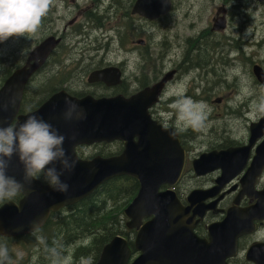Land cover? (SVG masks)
<instances>
[{"label": "flooded vegetation", "instance_id": "flooded-vegetation-1", "mask_svg": "<svg viewBox=\"0 0 264 264\" xmlns=\"http://www.w3.org/2000/svg\"><path fill=\"white\" fill-rule=\"evenodd\" d=\"M177 1L172 0V5L166 13L155 19H149L133 12L136 0H51L49 9L41 18L35 34L30 38L12 37L6 42H0V89L6 79L26 66L29 60L30 63L36 61L40 63L24 86L19 109L10 124L19 125L22 116L35 111L51 96L61 91L76 98L92 96L94 99H101L122 95L126 99H131L162 82L166 77L155 97L150 94L149 99L141 101L147 107L151 120L156 124L175 131L176 114L171 105L178 98L179 93L191 97L194 101L203 102L208 107L202 130L194 131L187 128L176 135L185 154L183 173L174 185L182 206L184 208L191 206L188 201L191 191L205 190L202 199L205 212L203 216L195 215L193 221L189 223L194 236L197 240L205 243L207 241L210 245L212 241L210 227L213 226L215 231L217 229V235L222 232L220 245L227 242L224 246L233 252L230 256H225L223 264H259V260L249 255L252 246L258 247L255 257L263 259L264 263V132L263 136L250 146V124L247 127L248 136L242 140L236 136H227L225 131L222 134H215L214 129L218 120L212 118L209 121L210 117H215V114L210 113L213 111L210 109L211 105L216 109L224 102H227L226 106L228 105L229 97L214 92L224 87V83L228 84L229 75L226 71L239 64L240 40L245 44V40L241 37L243 28L229 26L234 19L231 14L232 8L222 4L217 7L212 17L211 27L197 32L198 35L188 34L185 39L180 37L181 44L178 45L177 27L181 19L175 15L179 8ZM241 2H243L241 6L246 7L244 0ZM219 7L226 10V26L213 29L214 20L223 14V12L218 13ZM146 23H151L153 28L160 29L167 37L165 44L163 41L158 42L155 51L145 49L146 44L149 43L145 36ZM189 24H195L194 20L190 19ZM114 28L117 33H114ZM229 30L234 34H228ZM217 33L223 34L221 41L217 38ZM233 38L235 42L232 41ZM46 42L51 48L44 60H41L36 57V52ZM115 44L120 45L116 47ZM180 46L184 47V51L180 54L172 50L173 47ZM113 47L118 50L117 53ZM200 48L203 50L200 51ZM113 55L120 60L115 59ZM255 64H260L264 68V64L254 62L253 74ZM113 67L119 69V77L92 78L95 72ZM193 70H202V75L206 76L205 84H198L196 87L188 84V77ZM254 76L258 81L255 74ZM259 84L263 90L264 85ZM178 86L182 88L177 89ZM210 92L214 95L212 96ZM228 106L231 108V105ZM258 109L260 107L256 106V110ZM260 115L263 116L264 111ZM260 117L250 122L254 123ZM238 147L241 149L228 153L226 162L228 166L224 163L226 167L222 164L226 153L211 154ZM124 148L125 143L120 140L100 141L92 144H77L74 146V152L79 158L86 160L98 156L103 158L116 156ZM203 155H206L204 164L207 165H201L199 168L205 169L211 166L213 168L206 173H198L195 162ZM225 174L230 177L229 180L218 192H214ZM39 180L44 185H49L43 176ZM130 181L133 183L134 180L130 179ZM187 183L190 185L192 183V187L185 193L182 185ZM85 198L52 211L42 225L41 232L36 235L44 231L46 233L51 220L80 216V210H76L80 201ZM24 199L25 194L21 193L11 201L0 203V209L8 204V208L11 206L10 208L13 209V216L20 214L24 206L28 205ZM195 208L192 205L189 209L191 215ZM94 231L96 227L91 224V232ZM125 231L132 243L136 229H130L126 225ZM75 233L79 234L80 230ZM34 241H37V237L32 231L13 235L0 232V245H6L9 249L12 264H49L47 252L40 253L42 260L34 261L33 250L36 247ZM11 246L20 247L26 254H30L31 258L24 262L14 261L20 259L13 257ZM131 247L133 248L134 245ZM67 250L66 248L65 251ZM69 257L70 260H74L72 255Z\"/></svg>", "mask_w": 264, "mask_h": 264}, {"label": "water", "instance_id": "water-1", "mask_svg": "<svg viewBox=\"0 0 264 264\" xmlns=\"http://www.w3.org/2000/svg\"><path fill=\"white\" fill-rule=\"evenodd\" d=\"M171 3L172 0H136L133 12L139 13L149 19H155L169 11ZM220 12H223V14L220 18L214 20L213 29L226 26L225 8L219 7L218 13ZM46 46L47 48H45ZM50 48L51 45L48 47L47 42L46 44H42L37 49L36 57L44 60ZM39 65L38 61L30 63L29 60L26 66L6 79L0 89V126H7L12 121L19 109L24 86ZM118 71L119 69L116 67L108 68L95 72L92 78L119 77ZM253 71L258 81L264 85V68L260 64H255ZM165 80L166 77L162 82L148 89L152 91V97H155V93L159 92ZM143 93L145 91L138 94L137 98ZM135 97L126 99L120 95L101 99H94L92 96L76 98L65 91H61L51 96L35 111L21 117L23 122L28 116L36 115L38 118H43L45 121L51 123L61 134L65 135L64 148L71 159L77 161V163L72 171H65L61 176V180L69 185L67 192L55 191L49 185H44L39 179H36L31 184L25 186L23 192L25 194L24 202L26 201L28 205L24 206L21 213L19 212L20 214L13 216L14 212L12 213L13 209L10 208L11 206L9 208L8 204L3 206L0 209L1 233L13 235L31 232L33 223L39 221L43 225L52 211H57L63 206L73 204L87 197L101 184L111 178L127 175L136 179L139 183L138 192L124 209V214L129 218L127 226L137 229L135 245L137 250L142 252V255L139 254L141 257L137 261L138 263H134L133 261L135 260L129 263L131 248L128 240L121 235H115L104 246L96 264L225 263V256H230L233 252L224 246L227 245V242L220 245L222 232L220 231V236L217 235V229L215 231V228L211 226L210 235L212 234V241L209 245L207 241L205 243V241L201 242L202 240H197L191 225H189L195 215L203 216L205 212V207L202 203L205 190L196 189L190 192L188 201L196 207L191 216L188 215L191 206L183 210L181 208L182 204L172 188L161 190L164 184H175V181H178L182 174L181 165L183 166V163L179 155L171 161H167L165 156L169 148L175 147V143L177 146H181L177 138H175L174 142L172 137L165 134L167 133L166 129L151 120L147 107L143 105L144 103H134L132 101ZM66 98H71L83 109L85 114L84 119H74L72 121L64 119V101ZM12 100L15 101L14 106L10 104ZM6 104L9 107L5 110L3 105ZM263 132L264 115L260 120L251 124L249 145L252 146L256 140L261 138ZM113 140H121L125 143L124 150L116 156L109 158L98 156L85 160L79 158L74 152V146L77 144H92L94 142H109ZM150 144L153 146L151 147ZM236 149L239 150L241 147L215 153H226L225 159L223 162L221 161L225 165L228 153L236 151ZM206 155L201 157L203 159L201 163L198 162L199 160L197 161L198 173H206L213 168L212 166L204 170L199 168L201 165H207L204 164ZM171 164H176V166H172ZM59 167L57 166V168ZM9 175H15L17 179L22 178L23 168L16 157H13L12 165L9 168ZM223 178L220 185L217 186L218 189L216 187L214 192H218L230 177H227L225 174ZM171 202L175 203L178 207L177 218L174 217L168 224H165L166 222L163 217H166L165 214ZM137 209L140 211L138 217L134 213ZM148 217L151 218L143 222V218ZM218 227L220 228V226ZM174 229V239L168 238L162 240L161 234L163 232L171 233ZM139 233L143 234V239L139 236ZM168 242L170 243V247L165 248L164 244ZM257 248V246H252L249 250V255L253 259L259 260V264H264L262 262L263 259L260 260L255 257Z\"/></svg>", "mask_w": 264, "mask_h": 264}, {"label": "clouds", "instance_id": "clouds-1", "mask_svg": "<svg viewBox=\"0 0 264 264\" xmlns=\"http://www.w3.org/2000/svg\"><path fill=\"white\" fill-rule=\"evenodd\" d=\"M51 0H0V42L12 37L30 38L36 33L41 18L47 13ZM250 34V27L245 36ZM63 117L66 121L84 119L82 108L71 98H66ZM14 106L15 101H10ZM9 105H3L6 110ZM171 107L176 114L177 127L170 134L175 137L181 131L191 128L194 131L203 129L206 105L194 101L191 97L178 94ZM260 110L264 111V103ZM66 137L51 123L36 115H30L19 125L0 126V203L11 201L24 192L25 186L43 176L55 191L67 192L69 185L61 180L65 171H72L77 161L71 159L64 148ZM13 157L22 165L23 175L17 179L9 175ZM57 165L60 167L57 168ZM39 221L33 223L32 233L41 232ZM45 244L50 264H68V256L58 242L47 246L44 238L38 236ZM22 254L17 253V257ZM0 264H12V257L6 245H0ZM81 264H92L91 258H81Z\"/></svg>", "mask_w": 264, "mask_h": 264}, {"label": "rangeland", "instance_id": "rangeland-1", "mask_svg": "<svg viewBox=\"0 0 264 264\" xmlns=\"http://www.w3.org/2000/svg\"><path fill=\"white\" fill-rule=\"evenodd\" d=\"M241 1L242 0H178L177 6L180 8V10L178 8L175 15H177L178 18L181 19L180 24L177 27V32H179V34L176 41H179L180 37H183L182 39H185L184 37L188 34H196L199 31L211 27L212 17L215 14L218 6L225 4L226 7L232 8L231 14L234 19L229 23V26H232L234 28H243L242 31L244 37L242 36V33L240 31L239 32L241 33L242 39L245 40V44L242 40H240L241 42L239 43V49L241 50V58L239 64L226 71L229 75L228 84L224 83V87H220L214 92L217 94L219 93L218 95H225L229 97L228 105H231V108L228 105L226 106L227 102L221 104V107H219L218 109H216L215 106L211 105L210 109H213V111L210 113L211 115L215 114V117H210L209 121L212 118H216L218 120V123L215 125L214 129L215 134H222L225 131L227 132V136H236L244 140V138L246 139L248 136L247 127L249 124L251 125L250 120H254L256 118L258 119L261 116L260 114L262 111L260 109L256 110V106L260 107L261 102L264 99V89L261 90V85L259 84L260 82L258 83V81L254 79L255 76L252 72V64L254 62L264 64V2H259L258 0H244L246 7H243L241 6V4L243 3ZM181 4L184 5L181 7ZM190 19L194 20L195 24L190 25ZM184 20L187 21L185 22ZM249 27L250 34L245 36L246 29H248ZM145 29V36L147 38V41H149V43H147L145 46L146 51H155L158 48L159 41H163V44H165L167 37H165V33L163 34L160 29H157L156 27L153 28L151 23H146ZM114 33H117L116 28H114ZM228 34L234 33L233 31L229 30ZM221 36H223V34L217 33V38L220 41ZM232 41L235 42L236 40L233 38ZM180 44L181 41L178 42V45ZM117 45L115 44L116 47ZM150 45L151 48H149ZM114 49L117 53L118 50L116 48ZM172 50L175 53L177 51L180 54L184 51V47H173ZM199 50L202 51L203 48H200ZM226 51L228 52V49H226ZM116 55H113L114 58L120 60V58L116 57ZM205 78L206 76L202 75V70H193L188 77V84H190L191 87H196V85L198 84H205ZM179 82L180 80H178L177 83ZM181 88L182 86L177 87V89ZM210 93L212 96L214 95L212 94V92ZM207 112L208 107L206 106V113ZM191 187L192 183L191 185L187 183L182 185V190L186 193L187 190H189ZM123 200L124 199H122L121 203L123 202ZM125 200H127V198ZM120 218L121 225L125 227L127 218L124 214H120ZM55 221L53 220V222L50 223L46 233L44 231L39 235L35 234V237L42 236L47 246L49 247L52 246L53 241H56L60 246L63 247L64 250H66L67 248L68 250L65 251V254L68 256V264H81V258H91L87 255L79 256V249L78 247L76 248L77 245L88 243L89 238L73 240L70 243H66L65 245L63 241L60 244L59 238L55 236L59 233L58 225ZM50 237L54 239L51 241ZM33 243H35L36 245L33 250L35 253L33 259L35 262H37V260L43 259L40 256V253L46 252V250H44L45 244H41L38 239ZM11 251L14 253L13 257L15 259H20L14 261L24 262L31 258L30 254H26L20 247L11 246ZM17 253H20L22 255L20 257H17ZM69 255H72L74 257V260H70ZM90 255L92 256V252ZM76 261L78 262L75 263ZM91 261L92 264H94L93 258H91Z\"/></svg>", "mask_w": 264, "mask_h": 264}, {"label": "trees", "instance_id": "trees-1", "mask_svg": "<svg viewBox=\"0 0 264 264\" xmlns=\"http://www.w3.org/2000/svg\"><path fill=\"white\" fill-rule=\"evenodd\" d=\"M130 179L132 178L129 176L109 179L80 201L76 210H80V216L64 217L55 221L59 230L58 235L55 236L59 238V243L64 241L65 245L73 240L89 238L88 243L77 245L76 248L79 249V256H90L95 263L102 248L112 237L118 233L126 234L125 227L121 225L120 214L123 215L124 207L138 190V183L135 180L131 183ZM122 199L124 200L121 203ZM91 224L95 225L96 231L91 232ZM77 230H80L79 234L75 233ZM50 239L52 241L54 238L50 237Z\"/></svg>", "mask_w": 264, "mask_h": 264}, {"label": "bare ground", "instance_id": "bare-ground-1", "mask_svg": "<svg viewBox=\"0 0 264 264\" xmlns=\"http://www.w3.org/2000/svg\"><path fill=\"white\" fill-rule=\"evenodd\" d=\"M151 92L152 91H146L145 93H143L141 96H138V98H137V96L135 97V99L134 100H132L134 103H139V102H141L143 99H149L150 97H149V95L151 94ZM154 126V125H153ZM167 130V133H165V134H167V135H169L170 137H172L173 138V140H174V142H175V137H173L170 133L171 132H173L172 131V129H166ZM170 140V139H169ZM150 146L152 147L153 145H151L150 144ZM177 155H179V158L181 159V161H182V163H184V153H183V151H182V149L179 147V146H177V144L175 143V147H171V148H169V151H167V155H165L166 156V159H167V161L169 160V161H171V160H173ZM142 156V155H141ZM201 161H202V159L201 160H199L198 162L199 163H201ZM173 163V162H172ZM196 164H197V162H195V166H196ZM172 166H176V164H171ZM169 166V165H168ZM181 167H182V165H181ZM163 168V167H162ZM170 168V167H169ZM164 169V168H163ZM173 169V168H172ZM175 169V168H174ZM177 169V168H176ZM174 175V174H173ZM173 181V180H172ZM167 208V207H166ZM181 208L183 209V210H185V208L184 207H182L181 206ZM177 212H178V207H177V205L175 204V203H173V202H171L170 204H169V206H168V210H167V213L165 214L166 215V217H163L164 219H165V224H168L174 217H176V215H177ZM135 214H136V216L138 217V215H139V213H140V211L137 209V210H135V212H134ZM177 218V217H176ZM177 220V219H176ZM164 221V220H163ZM164 225V224H163ZM176 225V224H175ZM165 226V225H164ZM164 229V228H163ZM175 229H177V228H175ZM175 229L174 230H172V232L171 233H166V232H163L162 234H161V237H162V240H164V239H174V232H175ZM166 230V229H165ZM164 231V230H163ZM139 236H141V238L143 239V234L142 233H139ZM169 236V237H168ZM161 240V241H162ZM165 242V241H164ZM141 243V242H140ZM164 247L166 248V247H170V243L168 242V243H165L164 244ZM141 255H142V252H141ZM141 255H139L138 257H137V259H135V261H133L134 263L136 262V263H138L137 261H139L140 260V257H141ZM165 262V261H164ZM162 263V262H161ZM109 264H111V263H109Z\"/></svg>", "mask_w": 264, "mask_h": 264}]
</instances>
